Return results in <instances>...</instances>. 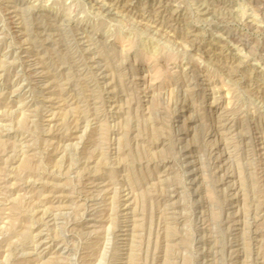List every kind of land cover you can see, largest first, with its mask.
Masks as SVG:
<instances>
[{
	"label": "rangeland",
	"instance_id": "1",
	"mask_svg": "<svg viewBox=\"0 0 264 264\" xmlns=\"http://www.w3.org/2000/svg\"><path fill=\"white\" fill-rule=\"evenodd\" d=\"M0 264H264V0H0Z\"/></svg>",
	"mask_w": 264,
	"mask_h": 264
}]
</instances>
